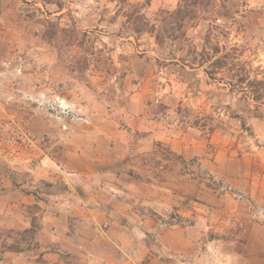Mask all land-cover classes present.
Listing matches in <instances>:
<instances>
[{"label": "rangeland", "instance_id": "rangeland-1", "mask_svg": "<svg viewBox=\"0 0 264 264\" xmlns=\"http://www.w3.org/2000/svg\"><path fill=\"white\" fill-rule=\"evenodd\" d=\"M130 1L158 24L183 0ZM210 8L188 25L185 39L177 32L160 47L154 35L124 27L117 0H0V150L33 160L63 142L83 143L89 158L106 164L90 183L102 187L120 185V171L129 188L133 165L148 166L174 195L196 190L232 198L227 191L237 189L229 185L245 186V173L263 180L264 105L263 115L250 111L255 103L210 79L192 52L236 53L251 78L264 80V0H217ZM40 187L41 203L65 191ZM118 199L112 203H130ZM178 217L174 211L170 218ZM44 230L37 221L9 234L8 243L37 250L41 232L50 253L56 248ZM72 246L67 264H98L93 246Z\"/></svg>", "mask_w": 264, "mask_h": 264}, {"label": "crops", "instance_id": "crops-1", "mask_svg": "<svg viewBox=\"0 0 264 264\" xmlns=\"http://www.w3.org/2000/svg\"><path fill=\"white\" fill-rule=\"evenodd\" d=\"M4 110L0 103V112ZM84 147L66 141L63 149L33 160L0 150V264H67L63 258L77 249L72 246L77 242L93 246L98 264H264V224L229 196L196 190L174 195L146 165L144 170L133 165L129 188L123 186L120 171H107L120 185H91L106 164L89 158ZM243 177L245 186H229L264 205V179L249 172ZM42 182L65 191L41 203ZM123 196L130 203H112ZM174 211L179 221L170 218ZM37 221L44 226L45 242L56 249L49 253L42 246L41 232L37 250L8 243L9 234L32 229ZM82 236L86 240H79Z\"/></svg>", "mask_w": 264, "mask_h": 264}, {"label": "trees", "instance_id": "trees-1", "mask_svg": "<svg viewBox=\"0 0 264 264\" xmlns=\"http://www.w3.org/2000/svg\"><path fill=\"white\" fill-rule=\"evenodd\" d=\"M117 1L121 14L126 19L124 27L135 34L154 35L157 44L163 47L168 37L176 39L177 32H182L185 39L188 25L200 18L210 7H214L217 0H183L175 11L162 12L158 24L147 18L139 4H133L130 0ZM192 56L202 67L207 66L205 73L210 79L228 84L233 92L241 93L244 101L255 103L254 110L250 111L263 115L264 80L251 78L248 67L239 61L236 53L222 54L220 48H215L212 55L204 50L201 53L193 51ZM222 74H226V77L218 78Z\"/></svg>", "mask_w": 264, "mask_h": 264}, {"label": "built area", "instance_id": "built-area-1", "mask_svg": "<svg viewBox=\"0 0 264 264\" xmlns=\"http://www.w3.org/2000/svg\"><path fill=\"white\" fill-rule=\"evenodd\" d=\"M17 136H24V139L30 140V137L25 135L23 132H17ZM231 197L242 206L247 215L253 219L254 221L260 222L264 224V207L259 205L255 200L246 196L243 193H239L236 191L228 190L227 191Z\"/></svg>", "mask_w": 264, "mask_h": 264}]
</instances>
